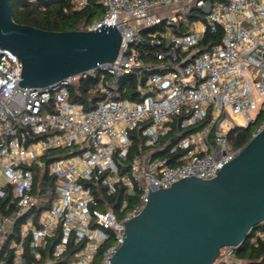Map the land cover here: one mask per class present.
I'll return each mask as SVG.
<instances>
[{"label":"built area","instance_id":"2783aa9c","mask_svg":"<svg viewBox=\"0 0 264 264\" xmlns=\"http://www.w3.org/2000/svg\"><path fill=\"white\" fill-rule=\"evenodd\" d=\"M93 1L101 14L83 29H119L112 62L20 86V60L0 48V264H110L123 221L151 191L214 177L247 143L232 144L230 133L253 126L251 137L264 126V0ZM208 29L221 40L200 49ZM129 73L134 90L121 85ZM88 75L100 96L85 108L70 85ZM137 127L143 148L132 150ZM51 150H62L47 155L52 198L36 177ZM119 187L116 213L107 196ZM235 248H221L217 262L235 261Z\"/></svg>","mask_w":264,"mask_h":264},{"label":"water","instance_id":"95a60500","mask_svg":"<svg viewBox=\"0 0 264 264\" xmlns=\"http://www.w3.org/2000/svg\"><path fill=\"white\" fill-rule=\"evenodd\" d=\"M119 29L45 30L13 20L0 0V48L21 62L20 86H45L112 62ZM264 221V126L214 177H184L151 191L141 211L123 221L110 264H212Z\"/></svg>","mask_w":264,"mask_h":264},{"label":"trees","instance_id":"16d2710c","mask_svg":"<svg viewBox=\"0 0 264 264\" xmlns=\"http://www.w3.org/2000/svg\"><path fill=\"white\" fill-rule=\"evenodd\" d=\"M8 1L14 21L45 30L83 29L94 18L101 14L100 5L93 0L80 10H72L70 8V0H35L34 2L30 0ZM220 40V30L211 31L208 29L204 33V36L199 43V47L200 49H204L210 44L220 42ZM152 47L153 46L147 45V48ZM95 81V77L88 75L79 78L75 83L71 84L70 93L73 100L82 103L85 108L91 107L100 96L94 87ZM136 82V75L134 73H129L121 79V85H128L131 90L136 88ZM140 128L141 127H137L131 131V136L133 138L132 150H137L139 148V143L143 148L142 137L139 132ZM252 129L253 126H250L246 129L232 131L230 133L232 144L242 145L248 141ZM173 134H171L166 140L167 145L164 150L158 153L160 156H166L168 146L171 145L176 138L184 135L185 132H180L179 135H176L177 137ZM161 142L165 143V140H162ZM59 152H62V150H51L44 154L43 157L46 162L44 166L45 170L40 176H36L37 179L40 180L41 191L50 193L51 198L54 190V179L47 171V162L49 161L47 155L57 157L59 156ZM124 195V188L119 187L114 194L107 196L110 208L116 213H119V208L124 199ZM49 204L50 202H47L46 205H39V209L48 207ZM129 207L130 205H127L125 208L127 209ZM233 256L236 259L235 261H220L217 262V264H258L260 261L264 260V221L255 225L250 230V235L234 249ZM9 261L10 260L7 258L6 263H9ZM28 263L35 264L30 258L28 259Z\"/></svg>","mask_w":264,"mask_h":264},{"label":"rangeland","instance_id":"374dc122","mask_svg":"<svg viewBox=\"0 0 264 264\" xmlns=\"http://www.w3.org/2000/svg\"><path fill=\"white\" fill-rule=\"evenodd\" d=\"M164 26H167V25H164ZM258 234H259V233H258ZM216 260H217V258H216ZM216 260H215L212 264H217V261H216Z\"/></svg>","mask_w":264,"mask_h":264}]
</instances>
